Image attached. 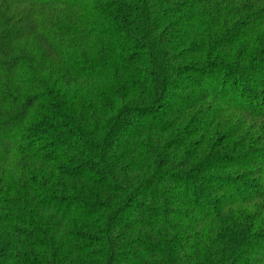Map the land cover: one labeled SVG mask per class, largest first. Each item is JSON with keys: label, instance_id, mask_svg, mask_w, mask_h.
Wrapping results in <instances>:
<instances>
[{"label": "trees", "instance_id": "obj_1", "mask_svg": "<svg viewBox=\"0 0 264 264\" xmlns=\"http://www.w3.org/2000/svg\"><path fill=\"white\" fill-rule=\"evenodd\" d=\"M0 264H264V0H0Z\"/></svg>", "mask_w": 264, "mask_h": 264}]
</instances>
